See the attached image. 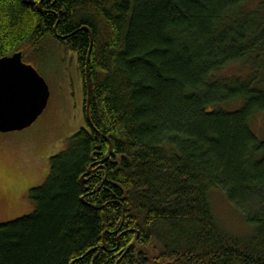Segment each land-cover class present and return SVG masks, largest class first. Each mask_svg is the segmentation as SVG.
I'll return each instance as SVG.
<instances>
[{"label": "trees", "instance_id": "1", "mask_svg": "<svg viewBox=\"0 0 264 264\" xmlns=\"http://www.w3.org/2000/svg\"><path fill=\"white\" fill-rule=\"evenodd\" d=\"M42 10L0 0V59L21 53L35 68L48 44L75 54L88 129L29 191L33 213L0 225V264H264V141L250 129L264 114V0H44ZM238 65L245 73L224 75ZM213 189L249 239L217 226Z\"/></svg>", "mask_w": 264, "mask_h": 264}, {"label": "rangeland", "instance_id": "2", "mask_svg": "<svg viewBox=\"0 0 264 264\" xmlns=\"http://www.w3.org/2000/svg\"><path fill=\"white\" fill-rule=\"evenodd\" d=\"M46 54V58L35 66L50 92L45 111L23 131L0 133V225L33 213L29 191L46 183L50 159L66 151L68 140L79 131L88 129L77 57L58 44L52 47L48 44ZM245 71V66L238 65L224 75ZM250 129L264 141V114L251 120ZM208 199L216 224L223 233L238 240L252 236L251 227L222 191L211 190Z\"/></svg>", "mask_w": 264, "mask_h": 264}, {"label": "water", "instance_id": "3", "mask_svg": "<svg viewBox=\"0 0 264 264\" xmlns=\"http://www.w3.org/2000/svg\"><path fill=\"white\" fill-rule=\"evenodd\" d=\"M40 0L36 10L43 12ZM24 4L32 5L33 0H23ZM54 34L60 38L54 28ZM64 39V38H62ZM85 83L88 87V65H86ZM50 93L45 80L36 69L23 62L22 54L16 53L10 57L0 59V133H12L23 131L32 126L45 111ZM86 100V117L89 122V102ZM112 150L110 145L109 154ZM88 172L80 179V184H86ZM104 245L102 249H105Z\"/></svg>", "mask_w": 264, "mask_h": 264}, {"label": "bare ground", "instance_id": "4", "mask_svg": "<svg viewBox=\"0 0 264 264\" xmlns=\"http://www.w3.org/2000/svg\"><path fill=\"white\" fill-rule=\"evenodd\" d=\"M40 1V0H39ZM39 3V2H38ZM38 5V4H37ZM36 5V6H37ZM36 6H35V9H36ZM37 11V10H36ZM2 59V58H1ZM88 61H89V57L87 56V58H86V65H88ZM85 69H86V67H85ZM85 74H86V71H85ZM84 78H85V76H84ZM50 93V92H49ZM85 108H86V104H85ZM87 118V117H86ZM86 181H87V179H86Z\"/></svg>", "mask_w": 264, "mask_h": 264}, {"label": "flooded vegetation", "instance_id": "5", "mask_svg": "<svg viewBox=\"0 0 264 264\" xmlns=\"http://www.w3.org/2000/svg\"><path fill=\"white\" fill-rule=\"evenodd\" d=\"M38 2H39V0H33V3H32V5H29V6H36L37 4H38ZM44 2V1H43ZM41 6H42V4H41ZM85 115H86V111H85ZM109 155V154H108ZM87 179V178H86Z\"/></svg>", "mask_w": 264, "mask_h": 264}]
</instances>
